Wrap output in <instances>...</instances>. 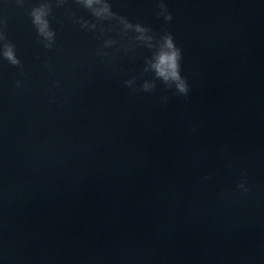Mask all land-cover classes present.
Returning a JSON list of instances; mask_svg holds the SVG:
<instances>
[{
	"label": "water",
	"instance_id": "obj_1",
	"mask_svg": "<svg viewBox=\"0 0 264 264\" xmlns=\"http://www.w3.org/2000/svg\"><path fill=\"white\" fill-rule=\"evenodd\" d=\"M108 2L174 35L188 95L86 0H0V264H264V0Z\"/></svg>",
	"mask_w": 264,
	"mask_h": 264
},
{
	"label": "clouds",
	"instance_id": "obj_2",
	"mask_svg": "<svg viewBox=\"0 0 264 264\" xmlns=\"http://www.w3.org/2000/svg\"><path fill=\"white\" fill-rule=\"evenodd\" d=\"M100 4L101 7L97 10H93V4ZM49 10L51 4L47 5ZM159 12L157 15L163 16L166 22H170L173 19L171 12L168 10V6L165 0H159L158 3ZM86 9L90 10L92 14L97 17H103V14H107V17H118L124 24L126 29H133L137 33V39L147 45L152 50V56L147 60V66L155 75L156 80L162 81L169 88H174L176 94L187 96L189 92V84L187 79L181 74V61L183 58L182 49L176 44L174 35L165 30L162 34H155L151 28L145 27L140 23H132L123 16H119L112 11V6L108 0H86ZM32 17V23L37 30L38 37L44 42V47L47 49L53 48L56 40V31L51 27L48 17L50 12H45L41 3L35 6L30 13ZM104 17V18H107ZM87 21L82 25L86 27ZM159 35V39H157ZM0 56L7 60L8 63L14 66L23 67L21 60L16 54V45L8 39L7 35L0 31ZM147 71V68L145 69ZM58 83V82H57ZM128 87H133V80L126 81ZM17 86H20V82H17ZM156 84L152 81L151 84L144 83L142 91L151 92L155 89ZM165 101L167 98H164ZM245 178L237 184V188L247 193L250 191L247 186L246 173L242 174Z\"/></svg>",
	"mask_w": 264,
	"mask_h": 264
}]
</instances>
